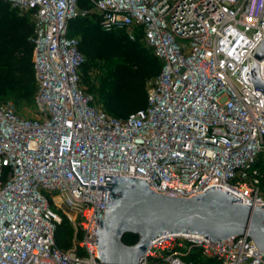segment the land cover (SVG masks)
Instances as JSON below:
<instances>
[{"label": "built area", "instance_id": "1", "mask_svg": "<svg viewBox=\"0 0 264 264\" xmlns=\"http://www.w3.org/2000/svg\"><path fill=\"white\" fill-rule=\"evenodd\" d=\"M3 1L34 26L36 91L32 118L0 104V264H102L105 174L171 197L221 187L264 205V95L248 80L264 0ZM87 18L140 40L162 63L146 107L127 118L104 111L82 81L86 57L71 24ZM65 220L73 234L62 248ZM139 264H264V252L247 235L213 243L167 233Z\"/></svg>", "mask_w": 264, "mask_h": 264}, {"label": "water", "instance_id": "2", "mask_svg": "<svg viewBox=\"0 0 264 264\" xmlns=\"http://www.w3.org/2000/svg\"><path fill=\"white\" fill-rule=\"evenodd\" d=\"M263 59L264 39L247 78L264 95ZM104 181L110 184L104 186L110 191L108 207L96 236L102 264H139L152 241L167 233L198 234L213 243L247 235L264 252V205L241 204V198L221 187L179 198L154 192L143 179L105 174ZM126 234L138 235L139 241L126 245Z\"/></svg>", "mask_w": 264, "mask_h": 264}, {"label": "trees", "instance_id": "3", "mask_svg": "<svg viewBox=\"0 0 264 264\" xmlns=\"http://www.w3.org/2000/svg\"><path fill=\"white\" fill-rule=\"evenodd\" d=\"M80 3L87 6L85 0H80ZM33 32L34 26L27 17L19 16L7 2L0 0V95L13 89L25 100L33 97L34 103L36 85L33 44L30 41ZM71 34L80 39V50L86 57L82 81L94 95V85L83 74L100 70L99 98L95 96L104 111L124 119L144 109L148 83L162 69V63L152 50L140 40H128L124 34L104 32L95 18L74 20ZM65 224H68L66 220L60 227ZM63 241L57 233L58 244L66 248L69 242L65 244ZM122 241L133 246L139 241V236L126 234Z\"/></svg>", "mask_w": 264, "mask_h": 264}, {"label": "rangeland", "instance_id": "4", "mask_svg": "<svg viewBox=\"0 0 264 264\" xmlns=\"http://www.w3.org/2000/svg\"><path fill=\"white\" fill-rule=\"evenodd\" d=\"M19 16H23V15L19 14ZM100 75L101 73H100V70L98 69L96 71H90L88 73L83 74V77L88 78L90 83L94 85L95 95H97L98 98H99V95L97 91V86L99 85ZM6 102L13 103L17 112L22 117L32 118L35 116L33 97L30 100H25L24 98H21L18 95V93L15 92L13 89H9L8 91H6L5 94L0 95V104L6 103ZM98 103L103 108L102 104L99 101ZM262 189L264 193V185ZM58 213L61 214V212H58ZM72 234H73L72 230L68 224H65L63 227H60L59 232H58L59 238H61V240H64L63 243L65 244H67L68 240L70 241L72 239ZM78 240H80V238H78Z\"/></svg>", "mask_w": 264, "mask_h": 264}, {"label": "bare ground", "instance_id": "5", "mask_svg": "<svg viewBox=\"0 0 264 264\" xmlns=\"http://www.w3.org/2000/svg\"><path fill=\"white\" fill-rule=\"evenodd\" d=\"M69 216H70L72 219H74V218H75V214H74V213H72V212H69Z\"/></svg>", "mask_w": 264, "mask_h": 264}]
</instances>
